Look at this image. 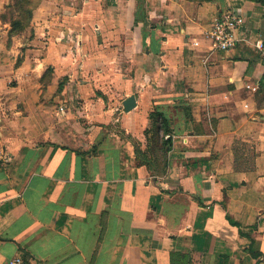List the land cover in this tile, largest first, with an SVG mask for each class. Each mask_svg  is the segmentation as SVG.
<instances>
[{"label": "crops", "instance_id": "1", "mask_svg": "<svg viewBox=\"0 0 264 264\" xmlns=\"http://www.w3.org/2000/svg\"><path fill=\"white\" fill-rule=\"evenodd\" d=\"M44 3L0 27V264H264V0Z\"/></svg>", "mask_w": 264, "mask_h": 264}, {"label": "built area", "instance_id": "2", "mask_svg": "<svg viewBox=\"0 0 264 264\" xmlns=\"http://www.w3.org/2000/svg\"><path fill=\"white\" fill-rule=\"evenodd\" d=\"M245 25V15L238 8H230L219 14L213 21L208 32L214 48L219 52H228L238 45V32ZM262 60L264 61V40L257 42ZM170 135L166 136L169 139ZM9 264H36L33 260L23 257H16L9 261Z\"/></svg>", "mask_w": 264, "mask_h": 264}, {"label": "rangeland", "instance_id": "3", "mask_svg": "<svg viewBox=\"0 0 264 264\" xmlns=\"http://www.w3.org/2000/svg\"><path fill=\"white\" fill-rule=\"evenodd\" d=\"M44 2L45 0H8L5 11L2 13L3 16L1 15V23L10 25L11 30L16 34H25L31 30L35 13L45 7ZM52 11L53 9L50 10V12ZM74 39L76 38L74 37Z\"/></svg>", "mask_w": 264, "mask_h": 264}, {"label": "trees", "instance_id": "4", "mask_svg": "<svg viewBox=\"0 0 264 264\" xmlns=\"http://www.w3.org/2000/svg\"><path fill=\"white\" fill-rule=\"evenodd\" d=\"M11 34H16V32L11 31ZM152 120H153V137L150 138V135L152 134V131H147L146 135L148 140L150 141L152 138L155 140V142L158 144V139H157V134L158 131H160L162 134L166 135L170 132L169 127H168V123L166 122V120L159 114H155L153 113L151 116ZM158 141V142H157ZM160 150H161V158L160 160H162L163 165H167V154L170 150V146L172 145V139L169 138L167 140H163V142L161 141L160 143ZM186 257H184L183 259H185ZM172 264H174V260L172 262Z\"/></svg>", "mask_w": 264, "mask_h": 264}]
</instances>
